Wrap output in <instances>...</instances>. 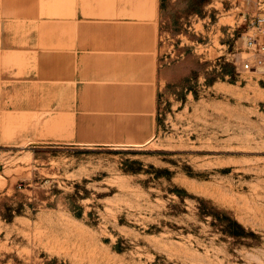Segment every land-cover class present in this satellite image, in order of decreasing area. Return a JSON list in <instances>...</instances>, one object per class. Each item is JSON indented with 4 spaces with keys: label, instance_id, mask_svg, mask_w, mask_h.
<instances>
[{
    "label": "rangeland",
    "instance_id": "1",
    "mask_svg": "<svg viewBox=\"0 0 264 264\" xmlns=\"http://www.w3.org/2000/svg\"><path fill=\"white\" fill-rule=\"evenodd\" d=\"M36 1L84 20L87 48L97 4L136 19L153 3ZM154 3L148 122L97 139L95 113L0 121V264H264V52L247 45L264 0Z\"/></svg>",
    "mask_w": 264,
    "mask_h": 264
},
{
    "label": "crops",
    "instance_id": "2",
    "mask_svg": "<svg viewBox=\"0 0 264 264\" xmlns=\"http://www.w3.org/2000/svg\"><path fill=\"white\" fill-rule=\"evenodd\" d=\"M153 3L136 19L133 7L97 4V24L91 28L97 36L87 48L84 20L49 18L36 0H0V121L7 115L20 122L40 117L51 125L40 129L77 130L69 126V116L76 123L77 117L95 113L97 139L127 130L135 117L148 122L157 43ZM87 88L97 91L92 109H87ZM64 123L68 127L54 126Z\"/></svg>",
    "mask_w": 264,
    "mask_h": 264
},
{
    "label": "built area",
    "instance_id": "3",
    "mask_svg": "<svg viewBox=\"0 0 264 264\" xmlns=\"http://www.w3.org/2000/svg\"><path fill=\"white\" fill-rule=\"evenodd\" d=\"M254 25L256 26V29L258 30V32H261L262 34H264V17H258L254 21ZM255 42H256L255 38H250L247 42V45L252 49L258 50L259 53H263L264 52V42L261 44H257Z\"/></svg>",
    "mask_w": 264,
    "mask_h": 264
}]
</instances>
